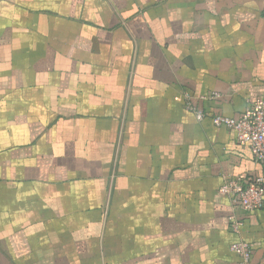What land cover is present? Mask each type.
<instances>
[{
	"label": "crops",
	"instance_id": "crops-1",
	"mask_svg": "<svg viewBox=\"0 0 264 264\" xmlns=\"http://www.w3.org/2000/svg\"><path fill=\"white\" fill-rule=\"evenodd\" d=\"M189 98V100H188ZM264 100V0H0V264H264V177L234 132Z\"/></svg>",
	"mask_w": 264,
	"mask_h": 264
},
{
	"label": "built area",
	"instance_id": "built-area-1",
	"mask_svg": "<svg viewBox=\"0 0 264 264\" xmlns=\"http://www.w3.org/2000/svg\"><path fill=\"white\" fill-rule=\"evenodd\" d=\"M186 107L193 111L199 121L211 118L215 127L234 132L240 143L249 146L254 160L264 166V100L249 103L239 118L210 114L197 109L191 102H188ZM220 194L244 213H254L264 207V177H225ZM229 224L232 232L239 237L231 245V252L244 264H249L253 250L251 245L241 238L243 221L232 215L229 217Z\"/></svg>",
	"mask_w": 264,
	"mask_h": 264
}]
</instances>
